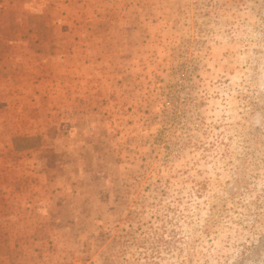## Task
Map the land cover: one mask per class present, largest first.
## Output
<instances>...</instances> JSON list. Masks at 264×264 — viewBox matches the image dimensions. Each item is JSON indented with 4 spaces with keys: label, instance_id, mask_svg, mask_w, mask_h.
Segmentation results:
<instances>
[{
    "label": "rangeland",
    "instance_id": "374dc122",
    "mask_svg": "<svg viewBox=\"0 0 264 264\" xmlns=\"http://www.w3.org/2000/svg\"><path fill=\"white\" fill-rule=\"evenodd\" d=\"M57 4L45 21L27 5L5 38L43 50L5 72L34 81L15 91L30 101L2 100L0 84V264H138L150 194L203 130L209 65L246 78L242 187L264 172V128L249 126L264 112V0ZM246 27L254 39L239 38ZM249 194L237 264H264V188Z\"/></svg>",
    "mask_w": 264,
    "mask_h": 264
},
{
    "label": "clouds",
    "instance_id": "9594fccd",
    "mask_svg": "<svg viewBox=\"0 0 264 264\" xmlns=\"http://www.w3.org/2000/svg\"><path fill=\"white\" fill-rule=\"evenodd\" d=\"M251 27L239 38H255ZM227 43V40L224 41ZM203 130L191 148L164 171L163 195L150 194V226L143 247L132 249L138 264H237L255 220L252 187L264 188V172L244 177L236 157L242 152L235 126L245 94L242 73L222 77L209 65ZM259 91L264 92V86ZM250 127L264 128V112L249 117Z\"/></svg>",
    "mask_w": 264,
    "mask_h": 264
},
{
    "label": "crops",
    "instance_id": "0c3cea01",
    "mask_svg": "<svg viewBox=\"0 0 264 264\" xmlns=\"http://www.w3.org/2000/svg\"><path fill=\"white\" fill-rule=\"evenodd\" d=\"M57 3L58 0H0V76L2 77V81L0 82V84L8 87V93L2 95V100H17L19 102L30 101L26 99L27 95H24L25 90L24 93L20 92L17 94L15 93V91L17 89L21 91L22 89H24V87L31 86L34 81L28 78H24L21 75H15L14 77H11V73L5 75V72L10 71L11 69L12 73L16 72V67L22 66L21 64L24 63V57H22L21 55L31 54V52H36V54H38L43 50L42 48L33 49L32 47H27L23 43L21 44V40L19 37H16L13 40L5 39L10 26H21V19L22 17H24V14L28 12V9L26 8L27 5H35L37 7H40L41 12L38 15L40 17H46V14L43 13L42 8L52 7L53 5L58 6ZM44 17H42V19L45 21L46 19H44ZM12 53H14V58L11 55ZM7 56H10V59H8ZM6 61H8L9 64H6ZM10 89H12V91H9ZM33 98L34 97H32V99Z\"/></svg>",
    "mask_w": 264,
    "mask_h": 264
}]
</instances>
